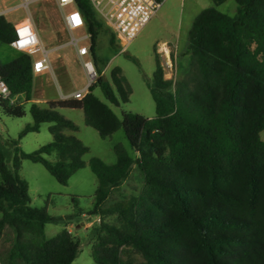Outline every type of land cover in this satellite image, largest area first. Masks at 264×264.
Masks as SVG:
<instances>
[{"label": "trees", "instance_id": "trees-1", "mask_svg": "<svg viewBox=\"0 0 264 264\" xmlns=\"http://www.w3.org/2000/svg\"><path fill=\"white\" fill-rule=\"evenodd\" d=\"M74 1L85 20L98 77L81 100L45 107L31 103L32 124L19 138L47 123L49 143L24 153L17 141L8 140L16 150L11 170L0 154V238L7 228L13 232L7 263L72 264L76 257L78 244L67 230L46 237V224L56 218L30 206L19 170L28 160L66 185L85 167L88 147L65 134L77 126L57 112L79 109L84 124L101 139L122 129L135 152L130 156L118 143L114 164L95 157L87 163L96 178L90 214L99 217L93 264H264V142L259 137L264 130V0H234L232 17L213 8L200 12L189 32L190 69L176 82L164 79L155 54L147 83L155 105L152 119L132 112L119 118L109 107L127 103L131 88L118 67L110 81L103 78L99 35L106 29L110 47L119 45L89 0ZM13 38L12 24L0 16V42L10 45ZM18 53L0 65V77L13 98L31 102L32 59ZM95 88L109 105L93 95ZM0 111L11 118L25 115L23 105L1 99ZM134 169L142 178L140 192L107 205Z\"/></svg>", "mask_w": 264, "mask_h": 264}, {"label": "rangeland", "instance_id": "rangeland-1", "mask_svg": "<svg viewBox=\"0 0 264 264\" xmlns=\"http://www.w3.org/2000/svg\"><path fill=\"white\" fill-rule=\"evenodd\" d=\"M16 3L17 0H0V16H3L6 22L14 23L29 14L37 32L39 47L48 53V70L34 74L31 102L36 104L42 101L53 102V99L67 98L82 89L87 83V78L80 58L70 45L71 38L81 32L72 33L64 26L62 11L52 0H39L29 7L28 12L15 9L5 15L2 14ZM208 8L232 17L236 12V3L234 0H163L159 10L131 42L121 47L116 40L119 45L116 49L110 47L109 31L104 29L99 35L97 49L98 57L106 64L103 78L110 81L111 70L115 67L120 68L131 88V95L127 103H120L118 107L110 106L99 88L93 90V95L109 105L119 118L126 112L139 114L148 119L154 118L155 105L147 83L155 71V54L158 56L165 80L176 82L182 79L190 69L189 32L197 15ZM165 48L167 53L163 51ZM18 54L10 45L0 42V65L12 62ZM40 55L41 52L36 51L33 57L38 58ZM132 59L136 60V63ZM13 99L23 105L25 115L11 118L0 111V154L9 170L12 168L16 150L8 140L17 141L21 152L31 153L52 139L48 132L50 124L47 123L41 124L38 132L27 133L19 138L22 130L32 124L29 114L31 104L24 102L22 96ZM57 112L77 125L78 130L69 134L75 136L89 149L82 158L85 167L73 174L66 185L58 184L42 165L28 160L21 161L19 175L28 185L30 206L44 208L47 214L56 218L54 222L46 224V237H55L63 229L70 228L72 231L70 235L78 244L72 264H93L91 246L96 238L98 230L96 220L99 217L90 215L96 178L87 163L95 157L105 164H114L116 158L113 146L118 143L123 145L130 156H135V152L122 129L106 139H101L94 129L84 124L82 110L57 109ZM259 137L264 142V130L260 132ZM141 188L142 178L134 169L119 190L110 196L107 205L123 196L137 195ZM82 213L85 214L84 217L81 216ZM90 221L93 227L85 230L84 225ZM12 237V230L7 228L0 238V261H5L6 264ZM16 264L22 263L18 261Z\"/></svg>", "mask_w": 264, "mask_h": 264}, {"label": "built area", "instance_id": "built-area-1", "mask_svg": "<svg viewBox=\"0 0 264 264\" xmlns=\"http://www.w3.org/2000/svg\"><path fill=\"white\" fill-rule=\"evenodd\" d=\"M39 0H17V3L2 12L22 9L28 12L29 7ZM57 8L62 11L64 26L72 33L81 32L73 36L70 45L80 58L87 78L85 86L70 94L67 99L81 100L88 92V88L97 79V73L89 53V35L86 32L85 20L82 13L76 7L74 0H52ZM163 0H89L90 4L103 20L104 24L112 31L121 47L131 42L137 33L150 21L159 10ZM14 38L10 46L17 52L30 55L32 58L33 74H41L48 70V53L39 47L37 32L29 18V14L16 22L11 23ZM40 51L41 55L34 58L33 54ZM0 99L13 105V99L9 88L0 77ZM68 233H70L68 231Z\"/></svg>", "mask_w": 264, "mask_h": 264}, {"label": "crops", "instance_id": "crops-1", "mask_svg": "<svg viewBox=\"0 0 264 264\" xmlns=\"http://www.w3.org/2000/svg\"><path fill=\"white\" fill-rule=\"evenodd\" d=\"M105 68H106V67H105ZM104 70H105V69H104ZM103 72H104V71H103ZM17 97H18V96H17ZM64 99H67V98L53 99L52 101L54 102V101H59V100H64ZM31 103H32V102H30V104H31ZM46 103H47V101H42V103H40V104H44V105H40L39 103H37V105L40 106V107H45V106H46ZM59 114H60V113H59ZM74 124H75V123H74ZM75 125H76V124H75ZM76 126H77V125H76ZM77 130H78V127H77ZM77 130H76V131H77ZM76 131H75V132H76ZM69 132H70V131H67V132H65V134H66V135H71V134H69ZM72 136H73V135H72ZM52 158L54 159V156H53V155L48 157V159H52ZM90 215H91V214H90ZM81 216L84 217L85 214L82 213ZM96 216H97V215H96ZM96 222L99 224V218L96 220ZM91 227H93L91 221L88 222V223H86V224L84 225V229H85V230H87L88 228H91ZM66 230L69 231L70 233L72 232L70 228H67ZM0 264H6V263H5V261H0Z\"/></svg>", "mask_w": 264, "mask_h": 264}, {"label": "bare ground", "instance_id": "bare-ground-1", "mask_svg": "<svg viewBox=\"0 0 264 264\" xmlns=\"http://www.w3.org/2000/svg\"><path fill=\"white\" fill-rule=\"evenodd\" d=\"M163 51H165V52L167 53V50H166V48H165Z\"/></svg>", "mask_w": 264, "mask_h": 264}]
</instances>
